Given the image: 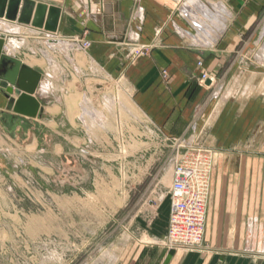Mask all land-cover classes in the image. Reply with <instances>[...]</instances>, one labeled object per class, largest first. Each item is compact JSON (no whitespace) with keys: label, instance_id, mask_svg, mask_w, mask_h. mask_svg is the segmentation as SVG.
Here are the masks:
<instances>
[{"label":"rangeland","instance_id":"rangeland-1","mask_svg":"<svg viewBox=\"0 0 264 264\" xmlns=\"http://www.w3.org/2000/svg\"><path fill=\"white\" fill-rule=\"evenodd\" d=\"M135 4L134 11L139 10L143 20V8L140 2ZM257 20L243 39L246 51L227 56L219 69L217 79L224 87L209 89L201 97L195 106L198 114L193 110L183 136L170 135L157 145H146L144 135L133 134L136 124L128 127L119 101L126 95L125 70L89 72L81 80L70 71L66 108H58L51 118L0 116V264H123L129 240L142 237L143 228L160 217L169 219L175 167L195 150L211 153L207 210L218 152L237 154L234 145L249 141V134H239L238 129L216 133L225 141L215 150L206 143L207 131L199 128L198 119L208 112L212 95L223 101L232 97L229 83L236 90L232 99L237 108L246 110L241 123L249 125L256 107L264 113V60L260 59L264 43L250 39L264 30V14ZM132 34L134 42L123 45L128 62L148 57L160 44V31L148 44L140 42L136 30ZM18 39L32 43L28 36ZM21 42H17L20 50ZM27 53L24 48L19 55ZM196 67L195 75L189 76L188 96L197 95L198 85L204 88L210 79L204 60H198ZM160 78L167 83L169 72L162 69ZM165 246L175 250L166 241Z\"/></svg>","mask_w":264,"mask_h":264},{"label":"crops","instance_id":"crops-1","mask_svg":"<svg viewBox=\"0 0 264 264\" xmlns=\"http://www.w3.org/2000/svg\"><path fill=\"white\" fill-rule=\"evenodd\" d=\"M36 1L62 11L53 38H47L43 30L19 26L5 19H0V36L8 37L9 30L16 27L12 36L15 35L16 42L22 41L23 48L10 45L9 54L63 89L61 94L53 92L54 97L43 105V116L51 118L55 113L50 114V110L66 108L65 99L71 92L67 88L70 71L81 80L89 72L125 70L126 95L119 101L128 127H135V123L133 134L144 135L146 145H157L167 136H183L187 132L193 110L194 115L198 114L195 106L201 97L209 89L215 91L224 87L217 74L227 56L246 51L245 34L264 14V0H198L214 12L218 24L214 26L205 20L207 27L202 29L195 24L197 18L189 21L183 14V7L177 9L181 0ZM137 1L143 8L142 21L135 15ZM135 30L140 33L142 44L150 43L160 31V44L148 57L128 62L129 59L124 58L123 42L127 36H133ZM23 36L31 38L32 43L18 39ZM257 38L264 43V30L250 36V39ZM49 40H59L63 44L50 48ZM82 41L90 43L85 51L78 48ZM61 46L66 48L65 52L60 51ZM24 48L29 53L21 57L19 54ZM200 59L204 60L210 83L204 88L198 85L197 95L188 96L192 90L189 76L195 75ZM162 69L169 72L167 83L161 81ZM227 87L234 93L232 97L223 101L212 95L208 99L211 106L198 119V126L206 128V143L215 150L216 145L225 141L216 133L225 134L231 129H238L239 134L245 136L249 134V141L234 145L237 154L218 152L202 245L190 251L167 249L168 215L162 216L151 227L143 228L142 237L128 241L123 264H264V113L262 107H256L249 125L241 123L246 110L237 108L238 102L232 99L236 94L233 83ZM228 94L227 91L223 99ZM7 103L0 89V116L27 119L8 111Z\"/></svg>","mask_w":264,"mask_h":264},{"label":"water","instance_id":"water-1","mask_svg":"<svg viewBox=\"0 0 264 264\" xmlns=\"http://www.w3.org/2000/svg\"><path fill=\"white\" fill-rule=\"evenodd\" d=\"M61 12L56 6L31 0H0V19L52 35L58 31ZM48 43L63 44L59 40H49ZM4 44V37L0 36V89L8 100L7 110L27 119L41 118L44 114L43 105L54 97L53 92L61 94L63 89L15 56L6 54ZM209 83L206 82L207 85Z\"/></svg>","mask_w":264,"mask_h":264},{"label":"built area","instance_id":"built-area-1","mask_svg":"<svg viewBox=\"0 0 264 264\" xmlns=\"http://www.w3.org/2000/svg\"><path fill=\"white\" fill-rule=\"evenodd\" d=\"M135 13L142 21L139 10ZM45 36L53 38L49 33ZM3 37L5 42L9 40V36ZM125 40L123 44L127 45L134 42L135 38L127 36ZM79 45L85 51L90 44L81 42ZM4 52L10 55L5 44ZM194 152L193 156L185 155L180 165L175 167L169 192L170 212L165 241L169 248L175 250H196L204 239L211 153L204 154L202 150Z\"/></svg>","mask_w":264,"mask_h":264},{"label":"bare ground","instance_id":"bare-ground-1","mask_svg":"<svg viewBox=\"0 0 264 264\" xmlns=\"http://www.w3.org/2000/svg\"><path fill=\"white\" fill-rule=\"evenodd\" d=\"M182 7H183V10H184V13H183L184 16H187V19H189V21H193V18H197L198 19V22H196L195 24H197L200 28L204 29V27H207V23H206L205 20L212 22L214 24V26H218V24L215 21V17H214L215 14H214V12L210 8H208L207 6L203 5L200 1H198V0H188L187 3H184ZM13 29L14 30H9L10 31L9 40L7 41V44H6L7 50L10 47V45H14V47L16 46L18 49L21 46V45H17L16 40H14V36H12L13 34L16 33L15 30H17L16 27L13 28ZM13 41H15L16 44H14ZM54 46H56V45L51 44L50 45V48L51 47L54 48ZM61 48H63V49H61ZM61 48H60V51L61 52L62 51L65 52V49L66 48L64 49V47H62V46H61ZM78 48L81 49V46H79ZM260 59L261 60H264V55H262L260 57ZM47 63H49L48 58H47ZM56 111L57 110H50L49 112H50V114H53V113H56Z\"/></svg>","mask_w":264,"mask_h":264}]
</instances>
